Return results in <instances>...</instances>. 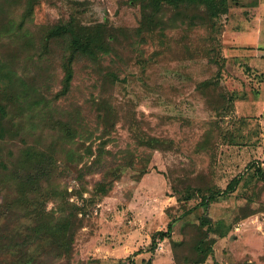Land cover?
I'll return each mask as SVG.
<instances>
[{
  "label": "rangeland",
  "instance_id": "374dc122",
  "mask_svg": "<svg viewBox=\"0 0 264 264\" xmlns=\"http://www.w3.org/2000/svg\"><path fill=\"white\" fill-rule=\"evenodd\" d=\"M229 8L204 23L196 17L193 25L170 12L166 19L174 23L167 29L137 36L142 15L132 0H37L25 28L34 38V48L22 54L34 60L25 77L46 98L40 109L56 110V119L80 130L73 142H61L78 155L60 153L59 181L84 221L69 258L51 254L49 240L39 238L0 253V264H23L36 248L46 252L33 264H194L198 240L209 250L202 264H264V0H229ZM10 10L18 24L24 5ZM72 15L85 25L107 22L124 37L99 64L77 60L70 92L55 97L63 87V48L52 44V53L38 59V40L43 28ZM13 46L3 36L0 54ZM5 87L7 80H0V90ZM102 101L116 111L115 128L102 164L90 171L102 143ZM39 117L20 118L24 141L60 144ZM137 132L168 145L141 147ZM8 139L4 154L24 145L21 138ZM99 183L112 189L94 196ZM53 207L50 201L47 211ZM30 222L4 214L1 206L0 241L8 243L9 231L28 232ZM170 225V235L153 250V236Z\"/></svg>",
  "mask_w": 264,
  "mask_h": 264
},
{
  "label": "trees",
  "instance_id": "16d2710c",
  "mask_svg": "<svg viewBox=\"0 0 264 264\" xmlns=\"http://www.w3.org/2000/svg\"><path fill=\"white\" fill-rule=\"evenodd\" d=\"M132 2L140 5L142 15L137 36L141 33H154L167 29L174 23L173 19H166L170 12H174L175 17H184L187 20L185 23L193 25L195 20H198L196 17L204 23L206 19L210 21L226 15L230 10L229 0H132ZM36 3L37 0H1L0 3V16L7 18L5 22H0V40L6 36L14 44L10 53L0 54V80H7V87L0 90V205L4 209V214L13 213L18 219L28 218L31 221L28 232L23 230L8 232L6 239L9 240L8 243L0 241V253L18 250L23 243L26 245L43 238L46 242L49 240L51 254L58 258H69L77 231L82 227L84 218L83 215L80 217L82 208L69 202L68 188L61 187L59 161L62 160L61 152H66L68 159L78 155L70 149L64 151L62 143L73 142L80 130L74 124L56 119V110L40 109V104H44L46 98L38 92L35 85L30 82V78L25 77V74L31 70L29 65L34 64L29 54L26 55L27 58H22L24 52L29 53L30 48H34V38L28 34L30 33L28 30L25 31V28L27 21L34 15ZM16 4H23L25 8L18 24L10 10ZM194 10L199 13H193ZM40 33L38 59L46 53H52V44L63 48L60 54L64 71L63 87L55 97L64 96L70 92L75 75L74 64L77 60L86 58L99 64L101 58L117 52L116 46L119 45L120 36L124 37L122 29L109 27L107 22L85 25L73 15L66 23L45 27ZM126 35L128 38L127 33ZM43 71H47V67ZM109 76L112 80L117 78L114 73ZM29 100L32 103H28ZM36 113L42 115V118H39L42 119L43 127L50 124L57 132L60 144L51 143L47 147H41L24 141L25 125H20V118ZM97 113V123L102 128L100 134L102 143L98 148L94 165L89 167L90 171H94L95 167L102 164L104 145L110 141V138L106 137L111 135L115 128L117 115L111 103L107 101L97 105ZM9 137L21 138L24 143L17 153L9 150L7 154H4L3 147L12 142L8 139ZM136 137L139 146L146 149H163L165 144L168 145L162 139L142 135L139 132ZM86 153L92 155L94 152L86 147ZM82 174V171L78 170V179L82 177ZM111 186L112 183L96 184L94 196L97 193L107 194L112 189ZM214 198L215 193L208 197L204 196L203 200L210 202ZM186 199L190 198L186 197ZM50 201L54 203V207L47 211ZM204 223L209 222L205 220ZM171 231L170 225L167 232L159 231L155 234L152 238V249L155 250L158 239H165ZM16 236L19 240H16ZM194 247L196 255L191 262L204 263L209 255L208 247L202 245L201 240H198ZM43 252L46 251L36 248L31 255L23 256L21 262L33 264L40 259Z\"/></svg>",
  "mask_w": 264,
  "mask_h": 264
}]
</instances>
